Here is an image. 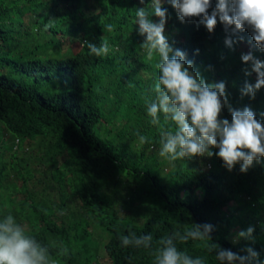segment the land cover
Wrapping results in <instances>:
<instances>
[{
	"label": "trees",
	"instance_id": "16d2710c",
	"mask_svg": "<svg viewBox=\"0 0 264 264\" xmlns=\"http://www.w3.org/2000/svg\"><path fill=\"white\" fill-rule=\"evenodd\" d=\"M151 2L0 0V218L12 214L27 234L55 244L58 264H93L100 255L107 259L100 264H153L161 237L204 223L215 226L211 242L239 255L251 246L264 260V158L242 173L239 164L229 171L215 155L159 156V132L145 104L154 95L158 56L146 61L135 24L136 10L150 11ZM162 7L173 49L185 52L206 82L223 81L233 108L248 106L264 123V86L254 98L240 93L257 78L244 74L251 64L241 55L251 51L264 61L250 31L233 35L243 39L229 48L224 41L231 31L223 24L212 33L202 25L207 51L206 40L192 41L189 21L181 22L170 4ZM103 39L108 56L91 54L87 43L99 46ZM220 115L231 120L227 106ZM168 127L175 129L170 121ZM137 133L150 142L139 145ZM237 201L257 219L250 221L254 239L233 243L226 235L235 218L223 219L222 208ZM130 231L152 234V247H122L119 237ZM202 243L177 247L220 264ZM60 246L68 248L66 257L57 256Z\"/></svg>",
	"mask_w": 264,
	"mask_h": 264
},
{
	"label": "clouds",
	"instance_id": "9594fccd",
	"mask_svg": "<svg viewBox=\"0 0 264 264\" xmlns=\"http://www.w3.org/2000/svg\"><path fill=\"white\" fill-rule=\"evenodd\" d=\"M140 2L144 3V0ZM165 2L174 8L181 22L189 21L187 31L194 35L192 41L199 46L206 40L202 25L212 33L219 22L226 32L231 31L224 41L229 48L243 39L240 36L234 39L233 35L248 30L255 47L264 51V0H216L214 7L212 0H152L150 11L141 7L135 13L137 33L144 37L140 46L146 51V61L152 62L158 56L155 63L158 75L151 87L154 95L145 97V104L149 122L159 132V156L176 161L215 155L227 170L231 171L239 164V171L246 172L254 162L259 163L264 158V123L256 118L248 106L233 108L228 102L223 81L206 82L199 72L192 70L193 63L186 60V53L173 49L164 32L167 9L162 7V3ZM150 15L159 19L153 21ZM51 26L49 23L45 28ZM105 30L112 32L113 25H105ZM203 44L208 51L209 42L206 40ZM87 47L97 57L108 56L110 52L106 39L99 46L88 42ZM241 60L251 64L250 70H243L244 74L248 76L255 72L257 77L254 84L244 83L240 89L241 96L254 98L256 91L264 86V61L256 58L251 51L242 54ZM225 106L231 120L221 118ZM169 121L174 123V130L168 127ZM137 135L139 145L150 142L148 137ZM213 148L218 150L213 153ZM19 223L12 214L0 218V264H58L53 259L56 245L41 243L34 235L26 233L23 222ZM214 229L215 226L210 223L195 224L183 233L173 231L161 237L157 242L159 247L152 254L153 264H205L204 258L192 257L178 249L177 243H187L189 240L201 241V246L208 252L215 251L220 264H264V260L259 258L260 254L251 246L241 249L246 255H239L211 242ZM253 232L254 228L249 226L237 232L232 242L253 240ZM119 239L122 247L148 249L152 247L153 236H138L130 231ZM56 254L66 257L69 250L66 246H60Z\"/></svg>",
	"mask_w": 264,
	"mask_h": 264
},
{
	"label": "rangeland",
	"instance_id": "374dc122",
	"mask_svg": "<svg viewBox=\"0 0 264 264\" xmlns=\"http://www.w3.org/2000/svg\"><path fill=\"white\" fill-rule=\"evenodd\" d=\"M101 2L102 0H98ZM82 11L87 12L86 9L82 6ZM69 49L71 52H74V50L77 49L75 44H72L69 46ZM103 124H108V119L102 118ZM1 150V147H0ZM149 154V152H147ZM148 162V161H147ZM207 166V165H206ZM243 202H229L222 208L223 213V219H229V218H235L231 230L228 232L226 237H230V239L233 240V237L236 236V233L240 231L242 227L251 226L250 221L257 219L251 210L248 208H245ZM107 260L104 255H100V258L98 257V261L93 262V264H100V262Z\"/></svg>",
	"mask_w": 264,
	"mask_h": 264
}]
</instances>
